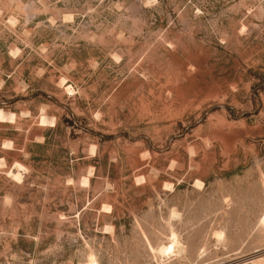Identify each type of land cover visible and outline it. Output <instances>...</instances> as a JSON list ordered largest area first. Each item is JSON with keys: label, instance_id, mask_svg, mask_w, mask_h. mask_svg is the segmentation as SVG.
I'll return each mask as SVG.
<instances>
[{"label": "rangeland", "instance_id": "374dc122", "mask_svg": "<svg viewBox=\"0 0 264 264\" xmlns=\"http://www.w3.org/2000/svg\"><path fill=\"white\" fill-rule=\"evenodd\" d=\"M260 259L264 0H0V264Z\"/></svg>", "mask_w": 264, "mask_h": 264}, {"label": "bare ground", "instance_id": "6f19581e", "mask_svg": "<svg viewBox=\"0 0 264 264\" xmlns=\"http://www.w3.org/2000/svg\"><path fill=\"white\" fill-rule=\"evenodd\" d=\"M69 90V86L67 87V91ZM197 186H199V184H197ZM171 217H174L175 214H171ZM170 217V219H171ZM178 218V217H177ZM169 220V219H168ZM214 239L216 240V242L220 243L222 241L223 238V233L222 232H215L213 234ZM167 242H165V245H160L157 248H153L152 251L155 252V254L158 255L159 259H163L165 257H167L168 259L171 257H175V256H181L182 254H184L185 252V247L182 245L181 241H180V236L177 234V232H174V230L170 229L167 235ZM204 251H200L198 253V256H203ZM90 259H93L92 257ZM92 261H95L94 259L91 260V263H93ZM257 264H264V260L260 259L256 261Z\"/></svg>", "mask_w": 264, "mask_h": 264}]
</instances>
